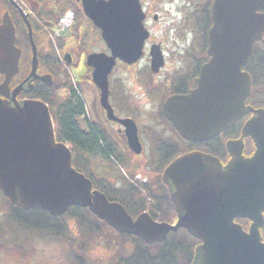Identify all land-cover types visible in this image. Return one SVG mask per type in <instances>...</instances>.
I'll return each instance as SVG.
<instances>
[{
    "label": "water",
    "instance_id": "1",
    "mask_svg": "<svg viewBox=\"0 0 264 264\" xmlns=\"http://www.w3.org/2000/svg\"><path fill=\"white\" fill-rule=\"evenodd\" d=\"M83 9L110 53L91 52L86 63L100 90L106 116L123 125L129 148L142 151L136 122L116 116L109 103L108 75L116 59L128 64L143 54L149 31L139 0H82ZM264 0H212L207 31L209 56L198 71L195 86L172 94L163 103L164 113L186 140L213 138L245 113L252 116L240 136L226 141L228 159L204 151L174 157L163 168L176 211V221H158L146 212L129 214L119 202L109 200L73 165L70 147L56 137L47 103L16 99L24 80L11 88L19 71L21 49L15 45V27L8 11L0 22V191L24 210L41 208L59 217L70 206L87 208L113 230L135 235L145 243L161 242L169 232L186 229L199 240L191 264H264V110L245 104L251 87L243 65L253 56V44L262 39ZM151 69L164 65L159 44L150 46ZM68 56V55H67ZM67 62L71 60L66 58ZM41 79L52 84V76ZM255 150L245 155L244 138ZM236 219H247L245 228Z\"/></svg>",
    "mask_w": 264,
    "mask_h": 264
},
{
    "label": "trees",
    "instance_id": "2",
    "mask_svg": "<svg viewBox=\"0 0 264 264\" xmlns=\"http://www.w3.org/2000/svg\"><path fill=\"white\" fill-rule=\"evenodd\" d=\"M9 8L8 0H0V21L1 14ZM69 7L62 9L53 21L48 22L54 25L59 16ZM205 27L203 29V41L198 43V47L203 49L205 45ZM58 39L61 45L62 41ZM88 75L81 76L85 78ZM60 81V88L66 87L68 91L65 95L56 93V83L48 87V92H41V98L49 104V108L56 125V135L58 140L69 144L73 154V165L83 171L92 181L94 188L102 191L111 201L119 202L126 211L136 216L140 212L147 211L155 220L164 222H174L176 212L170 199L167 186L161 181L160 175L164 166L177 154L182 152V146L175 138L164 137L159 133L151 137V150L147 165L150 169H155L157 174L153 184L145 183L146 195H141L139 189L128 182L122 173L118 176L117 182L99 176L93 167L95 160L100 159L111 167H130L129 158L122 157L109 145L108 134L97 123H89L82 119L84 113V101L76 93V88L72 84L68 73L64 74ZM120 88L122 98L121 107L128 103V95L122 84ZM78 88L80 86L78 84ZM115 88V87H114ZM116 90V88H115ZM51 92V93H50ZM124 103V104H123ZM123 136V135H122ZM110 138V137H109ZM111 139V138H110ZM121 139V138H120ZM122 142L129 155L124 136ZM189 146L204 149L221 159L227 154L225 150V136H219L205 142H189ZM119 146V144H117ZM130 174L133 172L128 171ZM0 200L5 206L0 212V253L17 252L27 255L30 250H34V245L29 243L27 238H11L5 240V236L10 234L26 233L27 235L37 234L40 237L54 240L67 247L66 257L69 264H100L85 256L86 251L91 246V239L99 235L107 244L115 243L119 240L112 264H191L195 246L199 240L194 238L186 229L180 228L174 232H169L161 242L153 244L145 243L139 237L127 233H120L109 227L104 221L93 215L87 208L73 205L59 216H53L41 208L24 210L10 203L9 199L0 191ZM68 219L74 220L78 234L72 230L68 224ZM246 226V219H237ZM29 246L28 252L24 247Z\"/></svg>",
    "mask_w": 264,
    "mask_h": 264
},
{
    "label": "flooded vegetation",
    "instance_id": "3",
    "mask_svg": "<svg viewBox=\"0 0 264 264\" xmlns=\"http://www.w3.org/2000/svg\"><path fill=\"white\" fill-rule=\"evenodd\" d=\"M139 1L145 15L143 19V24L145 28L149 31V37L145 40L144 43L143 54L136 62L132 64H128L123 60L117 58L115 65L113 66L111 72L108 75L109 103L113 109L114 114L120 118L131 117V116L127 115L126 111H122V107H121L122 98L124 97L123 95H121L120 88L117 85L119 83L120 84L122 83L126 91L124 80L120 77H115L111 79V76L114 73L115 69L121 65L127 67H134L138 65L140 59L144 56L147 44H150V46L153 44H159L162 50V42L159 40H152L153 36L151 34V28L147 24L148 20L150 19L154 24L159 23L162 19L161 18L162 15L158 14L156 11H151L153 8L152 5L157 0H139ZM166 1L169 4L168 8L173 16L172 17V21L174 24L173 27L176 26L180 27L181 25H183L187 29L192 28L193 31L192 30L191 31L195 34L194 40L197 41V47H195L196 46L195 44L192 49L187 50V53L185 54L186 59L183 56V58L186 61V65L180 66V68L178 69H173L172 67L170 72L164 73V69L169 67V63L166 58V55L162 50L164 57V65L159 69L158 72H154L151 69V57L149 52L150 51V46H149V51H148L149 64L146 65L145 69L141 73H139V76L146 79L147 81L145 82L149 85L146 84L145 86H143L141 91H143V93L146 94V96H150V97L153 96L154 98L155 96H157L156 94L158 93L157 91L158 88L164 90V87L167 86V89L163 94L159 91V94L160 95L162 94L159 102L160 103L159 117L162 126L164 127L166 125V127L168 128L166 130L168 132V135H164L162 132H160L159 134H163L164 137L175 138L176 141L180 144V147L182 146L181 153H185L193 150H197V151L200 150L206 152V150L204 149L191 147L188 145L189 142H195V141L186 140L178 133L173 123L166 118L163 109V103L164 100L172 94H183V93H187L190 89H192L195 86L194 80L198 75L200 66L205 61H207L209 57L206 53V47H207L206 37H205V45L203 49L198 47V43L200 41H203L204 27L206 29L205 33L207 36V31L211 22L210 6L212 0H166ZM157 2H160V0H158ZM8 4H9V8H7V11L10 14V17L15 26V33H16L15 44L17 47L21 49V55L19 59V71L11 81V88H14L15 86L19 85L24 80H27V82L23 86L24 89H21L17 93L16 99L43 100L41 98V92H48L47 90L48 87L54 86L55 83H56V88L54 92L65 95L68 89L66 87L60 88L59 80H61L62 82L65 73L71 74V69H70L71 65L74 67H78L82 63H85L86 69L90 71V76L88 79L92 81L93 68L88 66L86 63V56L91 52H85L84 49L82 50V48H80V46L82 45L81 36L86 27H92L96 29L100 37H101V31L100 29L95 27L93 21L85 14L82 0H8ZM65 7H69L67 10H71V15H72L71 25H69L62 32L60 36L61 38L60 40L62 41V44L60 45L58 43V40H56L55 44H53L49 39L48 33L44 31L43 26L48 22H52L53 21L52 16L55 17ZM96 52L110 53V50L107 47L105 51L100 50ZM66 58L67 59L69 58L71 61L67 62ZM242 69L243 71L247 72L251 77V87L248 95L245 97V104L255 109L264 110V30L262 32V39L256 40L253 44L252 58L243 65ZM150 72H153V74H150ZM45 74H50L52 76V80H53L52 84L47 85L41 79V76ZM71 81L74 86L79 84L78 83L79 81L76 79L74 80V78L72 77H71ZM92 85L96 88V92H97L96 103L98 104V108L101 110L107 123L108 124L112 123V125H115V128L111 126L109 127L107 126L106 128H104L96 120L93 122L89 110H86V101L84 98L83 91L81 88L80 89L77 88L76 89L77 95L80 96L84 101V113L82 114V119L89 123L99 124L102 130L106 131L107 134L109 135L107 138L109 145H111V148L114 151H117L118 154H123V152L127 151V149L125 148L122 142V137L124 136V141L128 149L131 151L129 155L134 154L141 156L143 152V144L140 140V137L139 140L142 144V151L137 154L133 152L127 144V139L124 133L123 125L115 120H110L107 118L106 110L100 104V100H99L100 90L93 83V81H92ZM148 86H150V88ZM114 87L116 88V90ZM151 88L152 91L150 90ZM149 92L152 93V95H150ZM118 112H121L122 114H118ZM252 114H253L252 111H248L239 120L233 122L228 128L222 130L210 140L216 139L219 136L220 137L225 136V143H226L228 139L238 138L241 133L242 125L247 119H249L252 116ZM112 130H113V135L110 134ZM116 134L118 135L117 136L118 139L114 137V135ZM138 136H139V128H138ZM117 144H119V146H117ZM225 150H226V144H225ZM254 150L255 147L252 138L251 137L244 138L243 153L245 155H251ZM226 154L227 156L224 159H221L218 155L215 154L213 155L217 156L223 162H225L229 157L227 150H226ZM145 163H147V161ZM150 180L151 178H149V181ZM263 216H264V212H263ZM246 223L247 224L245 227H247L249 221L247 220Z\"/></svg>",
    "mask_w": 264,
    "mask_h": 264
},
{
    "label": "rangeland",
    "instance_id": "4",
    "mask_svg": "<svg viewBox=\"0 0 264 264\" xmlns=\"http://www.w3.org/2000/svg\"><path fill=\"white\" fill-rule=\"evenodd\" d=\"M157 1L152 5L153 8L151 11H156L158 14L162 15V19L157 24H154L150 19L147 24L151 28V34L153 36L152 40H159L162 42V50L169 63V67L164 69V73H167L171 71L172 67L173 69H178L180 66L186 65L185 54L187 53V50L192 49L195 44V47H197V41L194 40L195 34L192 32V28L187 29L183 25L180 27H173V16L168 8V2L166 0H160V2ZM81 44L80 48H82V50L84 49L85 52L105 51L107 49L99 33L92 27L85 28L81 36ZM149 46L150 44L146 45L144 56L140 59L138 65L134 67L118 66L112 74L111 79L120 77L125 82V93L128 95V103L122 108V111H126V114L130 115L136 121L139 128V137L143 144V152L141 156L134 154L128 155L126 151L123 152L122 157L129 158L131 165H129L130 167L126 168V166H123L122 168L127 172L131 170L133 174L141 172L148 177L147 183L152 185L157 172L155 169H150L147 163H145L149 160L151 150V144H149L150 139L151 137H154V134L160 132L164 135H168V132L166 131L168 128L166 125L164 127L162 126L159 117V102L162 94L166 91L167 86L164 87V90L157 87L158 93L154 98L153 96H146V94L141 91L142 87L147 84L145 82L147 80L140 77L139 73H141L146 65L149 64ZM70 69L72 75H69H71L74 80L76 79L79 81V86L83 91L86 105L93 122L96 120L104 128L107 126L115 128V125H112V123H107L101 110L98 108V104L96 103V88L92 85V81L88 79L90 71L86 69V64L82 63L78 67L71 65ZM150 74H153V72H150ZM84 75L88 76L81 79V76ZM148 87L150 88V86ZM150 90L152 91V88ZM159 91L162 93L161 95L159 94ZM150 95H152V93H150ZM118 114L122 113L118 112ZM110 134L113 135V130ZM117 136V134L114 135L115 138H117ZM95 163L93 169L99 176H104L117 182L118 176L121 174V168H115L116 166L111 167L100 159H96ZM149 178H151L150 181ZM139 193L143 195V193ZM4 209L5 206H3V203L0 200V212H3ZM68 224L75 234H78L74 220L68 219ZM22 236L27 238L29 243L34 245V250H30L27 255H22L17 252H2L0 253V264H69L68 258L66 257L67 247L54 240L40 237L37 234L27 235L26 233L14 234L12 237L10 234H7L5 240H8V238L9 240H11V238H22ZM118 242L119 240H115V243L107 244V242L101 239L99 235H96L91 239V246L86 251L85 256L92 261L99 262L100 264H112L115 253L119 248ZM29 249V246L24 247L25 252H28Z\"/></svg>",
    "mask_w": 264,
    "mask_h": 264
},
{
    "label": "built area",
    "instance_id": "5",
    "mask_svg": "<svg viewBox=\"0 0 264 264\" xmlns=\"http://www.w3.org/2000/svg\"><path fill=\"white\" fill-rule=\"evenodd\" d=\"M71 21V16L66 15L64 18L60 19L59 23H58V27L55 30L56 34H59V32L63 31L69 24ZM135 179L139 180V181H145L146 178L143 177L141 174H137L135 176Z\"/></svg>",
    "mask_w": 264,
    "mask_h": 264
},
{
    "label": "bare ground",
    "instance_id": "6",
    "mask_svg": "<svg viewBox=\"0 0 264 264\" xmlns=\"http://www.w3.org/2000/svg\"><path fill=\"white\" fill-rule=\"evenodd\" d=\"M87 113V112H86Z\"/></svg>",
    "mask_w": 264,
    "mask_h": 264
}]
</instances>
